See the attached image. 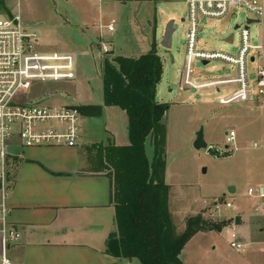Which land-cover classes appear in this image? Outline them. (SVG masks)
I'll use <instances>...</instances> for the list:
<instances>
[{
  "label": "rangeland",
  "instance_id": "374dc122",
  "mask_svg": "<svg viewBox=\"0 0 264 264\" xmlns=\"http://www.w3.org/2000/svg\"><path fill=\"white\" fill-rule=\"evenodd\" d=\"M14 8L18 12V8ZM20 14L30 31L38 34L42 51L76 56L75 81L36 83L29 93L33 101L47 107L104 106V59L138 58L151 51V44L158 45L164 75L158 86L157 99L170 106L163 121L165 182L170 186L168 205L174 223L178 232H182L188 218L197 215H204L216 223L228 222L222 232L196 235L184 248L181 260L183 264H264V255L259 253L256 245L249 247L247 252H238L231 247V234L223 233L232 225L230 219L236 211L224 208L214 218L208 215L209 208L217 201H228L236 207L245 206L253 211L255 199L248 195V190L264 187V137L251 131L246 133L243 128L236 139L238 149L233 145L232 153L226 156L212 155L206 149L195 147L197 135L203 128L206 143L222 153L227 147L230 129L234 126L240 128L241 121L254 112H247L249 107L253 111V106H241L245 103L228 105L218 102L236 88H203L202 84L236 75V68L220 59L208 64L200 59L194 61L192 79L201 90L180 88V75L187 63L188 33L192 27L187 2L21 0ZM248 18L252 17L237 11L220 19L202 18L198 26V50L221 52L237 58L242 39L241 30L236 27L246 28ZM172 20L175 21V33L172 49L167 51L161 43ZM111 24L115 26L113 34L108 31ZM250 32L252 44L258 45L260 23L251 24ZM105 44L111 45L113 52L105 54L102 51ZM256 66L248 62L252 81L256 77ZM251 94L252 101L264 99L258 95L255 82ZM117 111L122 113L119 109ZM96 119L98 123L103 120L102 117ZM90 121L88 118L86 123L82 120L83 135L86 130L87 134L94 132L93 128L89 129ZM106 123L111 126L114 121L108 116ZM116 123L120 126V122ZM147 153L152 159L154 147L151 142L147 145ZM231 188H236V192L232 193Z\"/></svg>",
  "mask_w": 264,
  "mask_h": 264
},
{
  "label": "crops",
  "instance_id": "0c3cea01",
  "mask_svg": "<svg viewBox=\"0 0 264 264\" xmlns=\"http://www.w3.org/2000/svg\"><path fill=\"white\" fill-rule=\"evenodd\" d=\"M259 40L264 47V19ZM241 106H253V111L249 107L247 112L254 115L230 132L238 137L245 128L246 133L264 137V99H251ZM118 109L105 107L101 124L94 117L82 115L85 123L91 119L89 129L94 132L87 134L86 130L76 147L11 149L6 161L9 220L20 239L4 246L0 235V256L5 252L11 264H141L138 259L107 253L108 239L117 225L111 172L105 169L103 156L109 146L130 143L128 116ZM108 116L114 121L111 126L106 123ZM258 202L255 199L253 211L235 206L232 225L223 233H230L232 238L234 227L243 251L256 245L264 255V215L254 212Z\"/></svg>",
  "mask_w": 264,
  "mask_h": 264
},
{
  "label": "built area",
  "instance_id": "2783aa9c",
  "mask_svg": "<svg viewBox=\"0 0 264 264\" xmlns=\"http://www.w3.org/2000/svg\"><path fill=\"white\" fill-rule=\"evenodd\" d=\"M189 8L191 29L188 33V55L182 87L199 89L192 79L194 61L209 63L220 59L236 68L234 77L202 84L204 89L219 86L221 89L236 88L228 97L218 99L222 104L246 103L251 100L252 84L255 82L258 95L264 98V47L259 42L252 44L249 21L261 23L264 19V0H185ZM14 6L18 12L14 11ZM237 11L247 17V27L241 30L242 46L238 57L221 52L198 50V26L202 18L220 19ZM113 34L115 26H108ZM105 54L113 52L111 45L102 48ZM248 62L256 64L255 79L250 80ZM225 71V70H224ZM76 56L68 53L44 52L39 48V36L23 23L20 0H0V235L4 246L18 241L20 234L10 223L8 206L7 158L16 146L33 148L41 146L76 147L82 137L83 116L77 106L47 107L37 104L29 97L36 83L75 81ZM196 83V84H193ZM202 88V89H203ZM219 90V91H220ZM237 134H227V147L217 155L226 156L237 150ZM248 195L259 202L254 208L256 215H264V187L249 188ZM236 210L233 203L217 201L208 210L212 218L223 209ZM219 217V216H218ZM231 247L243 251L244 245L237 241L236 230L231 228ZM1 264H11L5 252Z\"/></svg>",
  "mask_w": 264,
  "mask_h": 264
},
{
  "label": "trees",
  "instance_id": "16d2710c",
  "mask_svg": "<svg viewBox=\"0 0 264 264\" xmlns=\"http://www.w3.org/2000/svg\"><path fill=\"white\" fill-rule=\"evenodd\" d=\"M170 2L172 0H137ZM138 58H105L102 64L104 106H79L84 117H102L105 107L126 112L129 145L109 146L103 156L113 182L117 231L107 242L110 256L138 259L141 264H183L181 255L199 233L222 232L228 222L216 223L204 215L188 218L178 232L169 210L170 186L165 182V125L170 109L157 99L164 65L158 45ZM154 147L152 159L147 145Z\"/></svg>",
  "mask_w": 264,
  "mask_h": 264
},
{
  "label": "water",
  "instance_id": "95a60500",
  "mask_svg": "<svg viewBox=\"0 0 264 264\" xmlns=\"http://www.w3.org/2000/svg\"><path fill=\"white\" fill-rule=\"evenodd\" d=\"M257 23L256 21H249V24H254ZM174 25H175V21L172 20L168 23L166 30H165V34L163 37V41L161 43L162 47L164 49H166L167 51H170L172 49V43H173V35L175 33V29H174ZM237 29H239V26L236 27ZM208 64V63H205ZM183 78H184V71L181 73L180 75V81H179V86L180 88H182L183 85ZM195 147L197 149H206L208 150V152L212 155H217L218 151H214L212 147H210L204 138V129L201 128V130L199 131L198 135H197V140L195 142ZM231 192H234V188H231Z\"/></svg>",
  "mask_w": 264,
  "mask_h": 264
}]
</instances>
